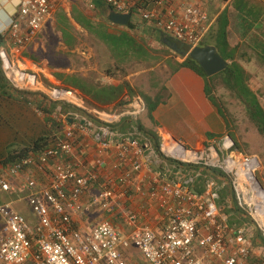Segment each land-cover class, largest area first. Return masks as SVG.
Wrapping results in <instances>:
<instances>
[{"label": "built area", "instance_id": "built-area-1", "mask_svg": "<svg viewBox=\"0 0 264 264\" xmlns=\"http://www.w3.org/2000/svg\"><path fill=\"white\" fill-rule=\"evenodd\" d=\"M63 1L18 0L4 29L7 38L0 46L3 75L15 89L36 92L55 102L54 117L63 123V134L37 155L0 165V264H139L138 258L130 256L132 249L139 252L142 264H264V248L254 253L255 232L264 240L260 156L240 151L228 132L200 148L177 139L164 140L157 151L137 126L146 109L139 94L126 91L124 109L109 113L83 103L78 89L58 81L48 83L26 67L20 58L22 49L35 40ZM79 1L95 8L93 0ZM104 1L121 13L141 3L151 4L142 17L132 15L134 23L140 18L148 20L151 27L161 28L190 46L200 45L215 22L207 5L196 0ZM64 104L73 109L63 112ZM127 120L129 126L121 129ZM82 136L94 142L93 156L85 151H81L83 158L76 156ZM111 150L116 160L108 173L105 169ZM145 158L157 159L168 170L179 166L175 181L166 179L159 168L150 167V186L134 188L142 198L157 202L163 228L146 220L148 209L130 211L126 205L132 197L134 174L145 169ZM169 158L175 163L170 164ZM86 159L91 161V169L80 173ZM31 167L47 181L41 184L35 174L29 176ZM212 168L222 172L221 182L210 173ZM24 172L28 175L22 184L19 177ZM222 181L229 184V196L247 223L231 224L218 208L216 201L225 187ZM198 185L203 186L202 192L194 190ZM92 189L96 190L89 206L107 215L123 213L130 230H123L110 217L100 220L91 231L77 224L85 209L82 200ZM12 194L19 202L28 201L35 223L15 209L14 200H6Z\"/></svg>", "mask_w": 264, "mask_h": 264}, {"label": "crops", "instance_id": "crops-1", "mask_svg": "<svg viewBox=\"0 0 264 264\" xmlns=\"http://www.w3.org/2000/svg\"><path fill=\"white\" fill-rule=\"evenodd\" d=\"M251 1L253 4L254 2L260 3V1L264 3V0ZM17 2L18 0H0L1 30H4L10 23ZM196 2L201 5L209 3L208 5L212 6V2L208 0H196ZM222 2L223 0L218 4L220 12L226 6V4L221 5ZM230 2H233V0H227L225 3ZM97 10L100 9H90L87 1L64 0L52 17L47 20L43 29L58 11L65 15L68 23L58 21L61 27L60 31H56L47 38H38L43 31L42 29L35 40L22 49L20 58L24 61L26 67L40 76L41 79H46L48 83L58 81L62 86L78 89L83 103L90 106L104 105L101 108L109 113L116 111L120 106L119 103L123 94L121 91L125 92L127 89L125 84L143 96L154 97L161 94L160 103L153 112L156 125L152 123V126L148 127L141 120L142 123L160 136H164L166 139L170 137L179 139L192 148H200L210 139L227 132L225 118L206 93L204 78L194 70L179 66L174 72H168L171 68L166 65L165 69L153 72V69L148 71L145 62L141 60H137L138 64L135 70H132L131 67H124V60H127L130 56L124 43L125 36L134 34L135 36L149 38V40L159 44L158 37L153 34L150 35L149 30L151 28L144 26L142 23H134L135 27L116 24L101 16L100 11ZM101 23L110 26L112 37L117 36L118 38H116L120 40L118 45H112L113 51H107L108 41H105V43L104 41L97 42V40L103 39L102 35H98V25ZM34 54L39 57L34 58L36 56ZM158 56L161 57L162 55L158 54ZM163 58L164 60H160L161 66L164 61L166 62L169 59H171L172 64L175 60L178 65L183 61L180 56L175 58L170 54H166ZM155 73L160 74L156 76ZM163 73L166 74V81L161 77ZM95 89H101L103 94L99 93L96 96V94H93ZM22 94L20 90L12 87L7 81L0 82V159L8 154L7 149L11 144L13 146V143L16 142L15 138L19 134L26 138H24L23 143H17L18 146L11 150L31 145L40 136L49 134L51 125L49 118H55L53 109L51 112H46L38 110L36 107L42 101V96L38 97L37 94L27 93L23 94L24 98ZM147 115L149 116V114ZM149 139L151 140V138ZM150 140H148V143H150ZM77 145V157H84L81 151L94 155L95 144L91 138L79 137ZM107 156L108 165L105 171L110 173L112 172L111 162L116 160V154L114 150H111ZM154 160V158H145V169L134 174L130 185L132 187V197L126 205L130 211L139 210L140 208L148 209L150 214L146 220L157 228H163V213L157 202L142 198L134 190L138 185L144 188L150 186L152 174L148 169L159 167L152 164ZM89 169H91V161L86 159L84 166H80L79 172L85 173ZM162 170L160 168V171ZM27 172L29 176L35 174L41 184L47 181L45 175L39 173L34 167H31ZM27 172L22 173L19 177L20 183L24 184L26 175H28ZM171 176H173V173H171ZM214 176L222 177L218 174ZM95 190L92 189L83 198L82 202L85 209L82 216L77 217V224L85 231H91L93 226L100 220L110 217L123 230H130L131 225L125 222L123 213L117 216L107 215L103 211L89 206L88 202L94 196ZM118 194H121L120 191H118ZM221 208L224 209L225 206ZM224 213V217L230 223L242 225L247 222L244 214L239 210H235V208L233 209L232 205ZM259 248H264V240L255 232L254 253H257ZM132 250L135 252L134 258H138V263L142 264L139 259V252L136 249Z\"/></svg>", "mask_w": 264, "mask_h": 264}, {"label": "trees", "instance_id": "trees-1", "mask_svg": "<svg viewBox=\"0 0 264 264\" xmlns=\"http://www.w3.org/2000/svg\"><path fill=\"white\" fill-rule=\"evenodd\" d=\"M95 8L92 10L100 11V15L104 16L105 18L109 19V15L113 10L112 7L108 6L104 0H93ZM252 3L251 0H233L231 4L234 6L233 8H227L218 10L213 9L210 11V18L215 19L214 25H212V28L210 29L209 33L207 34L206 38L203 40V42L200 45H214L217 47L218 52L221 54L222 57H224L227 61H230L228 66L221 71L220 73H217L215 75L209 76L204 69L201 67V65L194 60L192 57H182L183 61L179 64L180 67H188L195 72H197L199 75H201L206 83V93L210 100L216 105L218 108L220 114L225 118L227 125L229 126V120L226 114V110L223 104H221L218 95H217V88L218 85L221 83L228 89L232 91V93L240 98L244 105L247 114L249 115L250 119L257 125L259 131L264 137V108L261 106V103L259 101V98L257 94L250 89L249 86V78L251 75L249 72L236 60V52L237 48L240 45V39L242 36H246L249 34V32H254V35L256 39H260V37H264V3H257L254 2L252 5H254V10L250 11V4ZM151 7H153L149 3H144L140 5L132 6L128 11L132 13L133 17L141 16L143 14V11L150 10ZM260 10V11H259ZM250 18V21L248 18ZM133 19V18H132ZM253 19V22L251 21ZM133 20L130 21L128 24L131 27H135ZM249 22L253 23L250 24ZM136 23H142L144 26L151 28L149 31L151 34L158 37L160 42L165 45L167 48L169 47L168 44L165 43L164 37L167 34L164 32L161 28L157 27H151L148 24V20H144L143 18H140L137 20ZM170 39L174 38L172 36H168ZM7 38V35L0 32V46L5 43V40ZM255 38V37H254ZM264 39V38H263ZM258 45V44H257ZM264 47V44H263ZM170 48V47H169ZM175 55L181 56L178 52L170 48ZM248 76V77H247ZM7 81L5 76L3 75V72L1 70L0 66V82ZM8 82V81H7ZM128 91L130 94L138 93L135 89L127 86ZM213 88V91L215 92L214 95H212L211 90ZM122 98L120 100L119 105H124L126 101L124 100V92L121 91ZM37 94L38 97H40L39 93H32V92H26L21 91V94ZM22 94V95H23ZM24 96V95H23ZM146 105L148 114L152 120V123L156 125L153 112L156 110L158 104L161 100V94H157L154 97L150 96H143ZM25 98V96H24ZM45 103H48L47 105ZM94 107H98L102 110L101 107L104 105H93ZM36 107L38 110L51 112L53 109V113L56 109L55 102L51 100H47V98L42 99L41 102H39ZM120 107V106H119ZM73 109V107L70 104H64L62 111L66 112L68 110ZM50 125V132L47 135L40 136L37 138L31 145L25 146L21 149L16 150H10L8 151V154L5 155L0 159V165L5 166L7 163H13L17 160H19L22 157L28 156L30 154H39L42 151L48 149L49 145L51 144V141L54 140L56 137H62L63 134V123L61 121H58L55 118H49ZM121 129H125L129 126L130 122L127 120L124 123H121ZM138 128L143 131L148 137H150L154 144L158 147V136L157 133L153 131V129L147 128L141 120L137 123ZM79 139V138H78ZM212 173L214 175H222V172L218 170L217 168H212ZM218 178V177H216ZM219 179V178H218ZM230 187L225 186L221 190V201L224 202L226 199H228L230 196ZM14 196V195H13ZM9 196H6V200ZM13 200V199H12ZM14 204H16L18 201L14 200ZM227 202V201H226ZM229 202V201H228ZM235 210L241 211L237 206L234 207Z\"/></svg>", "mask_w": 264, "mask_h": 264}, {"label": "rangeland", "instance_id": "rangeland-1", "mask_svg": "<svg viewBox=\"0 0 264 264\" xmlns=\"http://www.w3.org/2000/svg\"><path fill=\"white\" fill-rule=\"evenodd\" d=\"M212 2V6L207 4L208 11L213 9L219 8V3L221 0H210ZM227 0H223L221 5H224ZM259 2V1H258ZM263 1H260V3ZM250 11L254 10V5L252 3H249ZM234 6L231 4V2L228 4L227 8H233ZM220 10V8L218 9ZM260 11V10H259ZM248 18V17H247ZM250 21V18H248ZM58 21H63L68 23V19L65 17V15L58 11L54 18L51 19L41 32L38 38H47L51 35H53L56 31H60L61 27L59 25ZM253 22V19L251 20ZM250 24H253L249 22ZM99 32L98 35H102L103 39L97 40L100 42L105 43V41H108L107 44V51H110L112 49V45H118L120 43V40H118L117 36H113L110 33L111 27L106 26L104 24L98 25ZM139 34V33H136ZM101 37V38H102ZM117 37V38H116ZM255 37V38H254ZM259 37H256L254 35V32H249L248 35L241 37V43L239 47L237 48L236 52V60L249 72L251 77L249 78V86L250 89H252L258 96L259 101L261 103V106L264 108V37H260V39H256ZM39 40V39H38ZM103 43V44H104ZM124 43L127 46V51H129L130 56L127 60H124L125 64L124 67H131L132 70L137 69L136 65L138 64L137 60L144 61L145 67L148 71L154 70L153 72H159L160 69H165V67L171 68L170 71H175L179 65L176 63L175 60H173V64L171 62V59L164 61L162 66L160 60H164L163 57L166 56V54H170L172 57H179L175 55V53L165 45H163L161 42L157 44L156 42H153L149 40V38H145L142 36H135L134 34L126 35ZM97 44V43H96ZM102 44V45H103ZM258 44V45H257ZM95 45V44H94ZM158 54H161L162 56L159 57ZM34 58H37V54H34ZM39 57V56H38ZM183 60L182 56H180ZM172 64V65H171ZM167 65V66H166ZM133 67V68H132ZM149 73V72H148ZM150 74V73H149ZM156 76H159L160 73H155ZM166 74L163 73L161 77L164 81H166L167 77ZM150 76V75H149ZM248 77V76H247ZM92 93V92H91ZM103 94L101 89H95L93 90V94ZM212 95L215 94L213 91V88L211 90ZM217 95L221 102V104L224 105L226 114L229 120V126L227 125V132H229L233 138L237 141V147L240 151L249 153V154H257L260 156L263 168L261 172H259V177L264 183V137L259 131L257 125L250 119L249 115L246 112L245 105L243 101L236 97L230 89L225 87L223 84H219L217 88ZM97 99V98H96ZM141 120L147 125L148 127L152 126V120L151 118L145 114L141 117ZM25 136H21L19 134L18 137L15 138V143H13L9 146L7 151H10L11 149H14L16 146H18L17 143H23ZM222 183L229 187V184L226 181H222ZM9 200H16L19 199L18 196L10 195L8 197ZM15 209L22 214H24L28 220L32 223L36 221V216L33 212V209L28 204L27 200H22L21 202H17L14 205ZM117 223V222H116ZM94 225V223H93ZM130 256H135V252L131 250Z\"/></svg>", "mask_w": 264, "mask_h": 264}, {"label": "water", "instance_id": "water-1", "mask_svg": "<svg viewBox=\"0 0 264 264\" xmlns=\"http://www.w3.org/2000/svg\"><path fill=\"white\" fill-rule=\"evenodd\" d=\"M132 14L129 12L121 13L112 11L109 15L110 21L120 24L128 25L130 23ZM169 35H165L164 41L170 48L183 56H190L196 60L204 71L209 75H215L228 66V61L221 56L217 47L214 45L196 46L188 48L184 43H179L176 40L170 39Z\"/></svg>", "mask_w": 264, "mask_h": 264}, {"label": "clouds", "instance_id": "clouds-1", "mask_svg": "<svg viewBox=\"0 0 264 264\" xmlns=\"http://www.w3.org/2000/svg\"><path fill=\"white\" fill-rule=\"evenodd\" d=\"M210 1V0H209ZM229 1V0H228ZM226 4V6L225 7H228V4L229 3H225ZM224 7V8H225ZM223 8V9H224ZM219 9V8H218ZM129 12V11H128ZM209 12H210V10H209ZM122 13H126V12H122ZM129 13H131V12H129ZM132 14V13H131ZM131 20H132V17H131ZM130 20V21H131ZM0 32L1 33H4V30L2 29H0ZM168 35V34H167ZM178 42V41H177ZM179 43H182V42H179ZM185 44V43H184ZM189 49L190 48H193V47H196V46H190V45H187V44H185ZM198 46H204V45H198ZM180 54V53H179ZM181 56L182 57H187V56H183L182 54H181ZM229 63H230V61H228ZM228 63V64H229ZM223 71V70H222ZM220 73V72H219ZM126 91H128V89H126L125 90V92ZM124 92V93H125ZM129 92V91H128ZM134 94H139L141 97H142V99H143V101H144V103H145V105H146V101H145V99H144V97H143V95H141L140 93H134ZM125 105H126V103L122 106V105H120V107H118V109L116 110V111H119V110H121V109H124V107H125ZM96 108H98V107H96ZM99 109V108H98ZM101 110V109H100ZM102 110H104V109H102ZM116 111H113V112H116ZM113 112H111V113H113ZM145 114H148V110H147V105H146V109H145V111L141 114V116L139 117V120H141V117L143 116V115H145ZM138 120V121H139ZM227 133V132H226ZM229 133V132H228ZM157 135H158V144H159V146L157 147L155 144H154V141L151 139H149L150 137H148V140H150V142H151V144L154 146V148H155V150H157V151H160V146H161V143H162V141H164V140H171V139H173V138H164V136H160L158 133H157ZM161 138H164V139H161ZM177 140H179V139H177ZM236 141V140H235ZM183 142V141H182ZM236 144H237V141H236ZM187 145V144H186ZM187 146H189V145H187ZM190 147V146H189ZM170 160H169V162H170V164H171V162H172V164L173 163H175L173 160H172V158H169ZM152 164H154V165H158L159 167H152L153 169H155V168H162L163 170L161 171V172H163L164 173V175H166L165 176V178L166 179H168L169 181H175V170H178V168H179V166H177V167H175V168H171V170H168L167 169V167L165 166V165H163V164H161L160 162H158L157 161V159L156 160H154V162L152 163ZM263 164V163H262ZM191 168H193L192 166H191ZM212 172V169H211V171H210V173ZM171 173H173V176H171ZM212 175H214L213 173H212ZM168 176V177H167ZM215 177V176H214ZM217 180L219 181V182H221V180H220V178L218 179L217 178ZM178 182V181H177ZM194 190H196V191H198V192H202L203 191V186H201V185H198V186H196L195 188H194ZM221 191H220V198L219 199H217V201H216V204H217V206H218V208H220L221 209V212H223V214H225L224 212L226 211V210H229V207L232 205V207H233V209H234V207L235 206H237V205H235V203L233 202V200H232V198L231 197H229L228 199H226L224 202H220L221 201ZM227 201V202H226ZM229 201V202H228ZM222 206H225V208L224 209H222L221 207ZM238 207V206H237ZM239 208V207H238ZM226 209V210H225ZM240 209V208H239ZM225 210V211H224ZM241 210V209H240ZM241 212H242V210H241ZM243 213V212H242ZM246 218V217H245ZM247 219V218H246ZM228 220V219H227ZM247 221H248V219H247ZM228 222H230L229 220H228ZM247 223V222H246ZM231 224H234V223H231ZM238 225H240V224H238Z\"/></svg>", "mask_w": 264, "mask_h": 264}]
</instances>
